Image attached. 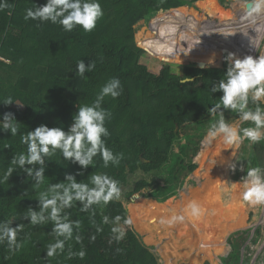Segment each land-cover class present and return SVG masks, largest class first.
I'll list each match as a JSON object with an SVG mask.
<instances>
[{"label":"trees","instance_id":"trees-1","mask_svg":"<svg viewBox=\"0 0 264 264\" xmlns=\"http://www.w3.org/2000/svg\"><path fill=\"white\" fill-rule=\"evenodd\" d=\"M247 1L98 0L103 15L92 31H85L80 25L65 31L58 23L25 20L27 9L42 6L46 0H3L9 7L0 9V119L5 112H11L16 102L25 109L12 112L19 127L15 136L10 131H0V223L11 222L12 227L23 225L17 232L16 241L20 244L17 251L9 253L7 241L0 242V264H157L155 255L132 232L128 234L127 244L122 238L116 239L119 233L112 231L119 227L114 225L115 218L119 216L122 220L126 209L121 202L114 203L145 190L157 197L164 196L173 190L174 181L183 173L197 168L185 154L196 151L189 142L196 143L205 135L204 131H193L219 119V113L209 115L207 108L220 103L223 93H212L210 89L224 78L228 64L224 58L220 65L201 68L195 61L211 62L224 51L240 58L253 57L264 36V7L259 13L246 16L249 41L243 44L245 52L233 47L234 38L224 40L214 36L217 33L232 36V30L239 28L238 16ZM194 2L200 11L192 8ZM172 8L169 13L163 12ZM188 10L194 15L184 16ZM161 12L151 20L156 32L145 30L142 33H148L143 38L139 34L138 42L158 58L192 61L185 67L183 76L177 75L183 71L180 66L176 67L177 74L170 73L165 65H157L153 71L141 64L153 66L151 60L144 58L145 52L134 51L135 24ZM195 46L204 50L195 51ZM81 60L86 65L95 62L93 70L86 71L84 76L76 73ZM189 77L195 79L180 84ZM112 78L120 80L121 91L118 97L106 96L102 102L101 106L110 113L104 125L109 135L102 139L114 154H122L118 165L110 162L105 167L98 154L92 165L82 169L78 163L64 160L57 150L46 157L44 182L37 186L23 169L11 164L13 156L27 152V145L21 142L22 134L41 124L67 131L78 108L91 105L102 86ZM8 97L15 103L2 104ZM255 106L250 101L249 107ZM259 106L264 108L263 100ZM221 110L225 118H239L231 110ZM250 126L254 127L251 121H242L239 128ZM188 127L194 130L187 131ZM177 146H180L178 152ZM9 167L15 171L4 180ZM252 167L264 168V139L254 143L244 138L235 178L241 180ZM138 170L144 174L155 172L158 177L141 178L123 189L129 185V176ZM66 173L89 187H92V175L106 174L118 181L120 197L107 204L91 205L87 212L93 215L84 213L79 201L63 209L61 215L73 222L72 238L65 241L63 251L47 257L48 245L57 239L52 231L54 222L32 225L23 215L29 207L39 211L40 193L52 184L65 182ZM164 175L166 183L162 185L160 179ZM77 221L79 228L74 223ZM81 251L83 257L79 255ZM203 264L211 261L205 260Z\"/></svg>","mask_w":264,"mask_h":264},{"label":"clouds","instance_id":"clouds-1","mask_svg":"<svg viewBox=\"0 0 264 264\" xmlns=\"http://www.w3.org/2000/svg\"><path fill=\"white\" fill-rule=\"evenodd\" d=\"M9 7L3 0H0V9ZM264 7V0H249L247 11L249 14L259 13ZM103 15L98 0H46L42 6L26 10L25 20L32 19L41 22L50 21L53 24H60L65 31H72L76 25L82 26L85 31H92L96 21ZM228 67L224 78L214 84L210 91L212 93L222 92L220 103L207 108L209 115L219 113V119L213 123L207 133L209 141L222 137L226 145L239 144L243 138L257 143L264 139V108L259 104L264 98V56L253 58L251 55L237 58L234 53H228L225 57ZM95 62L86 65L83 60L77 63L76 73L84 76L85 72H91ZM191 77L182 79L180 84H186ZM121 84L117 78L110 79L105 83L91 105H82L73 115V122L67 131L61 127H48L45 124L37 126L27 134L21 135V142L27 145V152L13 156L11 164L23 169L28 177H32L39 186L44 182L46 157L54 155L60 150L64 160L78 163L82 169L93 164V158L98 154L107 167L109 163L118 165L122 154H114L102 137L109 135L108 129L104 126L105 120L110 113L101 105L106 96L116 98L120 95ZM256 105L249 107V103ZM15 103L11 97L6 98L2 104L11 105ZM221 109L231 110L238 114L241 121H251L253 126L239 128L226 122L224 112ZM0 131L11 132L15 136L19 132L18 121L12 112H5L0 119ZM30 166V167H29ZM39 166V167H37ZM232 169L235 170V164ZM241 171L244 168L241 167ZM15 171L9 167L4 174V180ZM81 174V173H78ZM65 182L52 184L47 191L41 192L39 196V211L28 208L23 215L30 219L32 225L42 224L46 221L54 222L52 231L57 237L55 243L48 245L46 255L52 257L57 251H63L65 241L72 238L73 222L67 216H62L63 209L72 206L73 201H79L82 210L86 211L91 205L119 199L120 188L118 181L106 174H95L90 178V184L77 182L72 174H65ZM243 191L242 199L251 204H264V168H248L246 175L241 178ZM193 217L199 216L201 209L196 202L187 206ZM47 214V215H46ZM174 220H183L182 216L174 217ZM116 221L120 217L115 218ZM107 222V217H105ZM130 221H126L129 223ZM79 228V222H74ZM11 222L0 223V242L7 241L9 253L20 248L17 243V232L23 225L11 226ZM114 233H119L116 239L123 237L124 232L119 227L113 228ZM63 237L64 239H59ZM79 239V237H77ZM71 255V253H70ZM81 257L84 252L79 253Z\"/></svg>","mask_w":264,"mask_h":264},{"label":"rangeland","instance_id":"rangeland-1","mask_svg":"<svg viewBox=\"0 0 264 264\" xmlns=\"http://www.w3.org/2000/svg\"><path fill=\"white\" fill-rule=\"evenodd\" d=\"M247 2L242 6L238 16L239 28L232 30V36L221 33L214 35L224 40L234 38L236 41L232 43L233 47L242 52L246 50L243 44L249 41L246 22V16L249 15ZM197 7V2H194L192 8L198 9ZM173 9L163 12L169 13ZM163 12L149 20L141 19L135 24V39L132 45L135 53L145 52L144 58L151 60L153 66L149 63H139L149 66L153 71L156 70L157 65H165L172 74H177L176 67L180 66L183 71L177 75L183 76L185 67L193 63L192 61L179 62L158 58L138 42L139 34H142L139 37L143 38L148 33H142L145 30L156 32L151 20ZM186 15H194V13L188 10L184 16ZM254 34L257 35L256 32ZM189 35L193 33L189 32ZM193 49L204 50L197 46ZM226 53L230 51H224L215 60L204 64L220 65ZM259 56H264V36L253 54L254 58ZM262 100L264 102V98ZM24 109L23 105L16 102L11 112L16 114L23 112ZM225 120L238 127L242 123L239 118L233 119L232 116ZM213 123L215 122H207L196 130L193 127L186 129L194 130V133L204 131L205 135L196 143L189 142L196 151H188L185 155L187 160H192V163L197 165V168L191 173H183L180 179L174 181L172 191L157 197L150 194V190H145L114 203L121 202L126 209L125 217L114 223L123 230L124 243H128V234L132 232L141 244L155 255L157 264H203L205 260H210L211 264H264V204L254 205L242 199L241 180L235 178V171L231 167L233 164L237 165L244 138L239 144L233 145L224 144L222 137L209 141L207 133ZM195 138L198 139L197 136ZM185 141L186 139L183 140ZM179 148L180 146H177L175 150L178 152ZM165 176L160 179L162 185L166 183ZM157 177L155 172L144 174L138 170L129 176V185L123 189L132 186L141 178L152 180ZM191 202H196L201 209L197 217H193L190 210L186 211ZM83 212L93 215L87 210ZM178 216L184 219L182 221L173 219ZM126 221L130 222L126 223ZM255 239L257 240L254 241Z\"/></svg>","mask_w":264,"mask_h":264},{"label":"water","instance_id":"water-1","mask_svg":"<svg viewBox=\"0 0 264 264\" xmlns=\"http://www.w3.org/2000/svg\"><path fill=\"white\" fill-rule=\"evenodd\" d=\"M226 55H227V53H226ZM225 54H224V56H226ZM197 64H198V66L199 67H201V68H204V67H206V64H204L203 62H197ZM184 79H186V78H184ZM195 79V77H193V78H191V80H194ZM190 80V81H191ZM179 128V126L178 125H176V129H178ZM101 203H103V202H101ZM110 205H112V204H110ZM94 216H97V215H94ZM98 217V216H97ZM105 220V219H104ZM107 223H109L108 221H107Z\"/></svg>","mask_w":264,"mask_h":264},{"label":"bare ground","instance_id":"bare-ground-1","mask_svg":"<svg viewBox=\"0 0 264 264\" xmlns=\"http://www.w3.org/2000/svg\"><path fill=\"white\" fill-rule=\"evenodd\" d=\"M249 1L246 3V5H248ZM211 194V193H210ZM163 212V211H162ZM192 223V222H191ZM197 229V228H196ZM181 233V232H180Z\"/></svg>","mask_w":264,"mask_h":264}]
</instances>
